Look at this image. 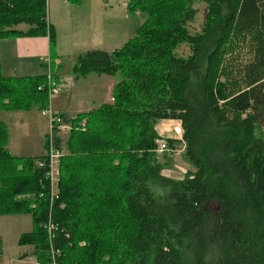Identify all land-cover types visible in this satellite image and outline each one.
Segmentation results:
<instances>
[{"label": "trees", "instance_id": "16d2710c", "mask_svg": "<svg viewBox=\"0 0 264 264\" xmlns=\"http://www.w3.org/2000/svg\"><path fill=\"white\" fill-rule=\"evenodd\" d=\"M200 1L203 24L190 34L191 0H127L126 43L73 61L76 77L117 81L111 103L62 116L73 127L56 138L65 154L50 243L44 154L11 156L0 122V216L31 217L18 245L31 246L38 263L50 245L56 264H264V0ZM6 37H48L51 47L46 1L0 0ZM182 44L187 58L176 55ZM48 102L46 76L0 72V112ZM158 121L182 128L181 156L193 171L180 180L161 173L159 140L180 143L161 138Z\"/></svg>", "mask_w": 264, "mask_h": 264}, {"label": "rangeland", "instance_id": "374dc122", "mask_svg": "<svg viewBox=\"0 0 264 264\" xmlns=\"http://www.w3.org/2000/svg\"><path fill=\"white\" fill-rule=\"evenodd\" d=\"M205 5L200 0H191V9L195 10V16L192 23L188 24V30L190 34H196L200 32L203 24V12ZM47 14V9H46ZM137 20V19H136ZM140 24L141 20H137ZM19 38L24 37H6L0 39V72L2 76H15L20 75L21 69L25 65L32 67L34 65V75L47 76L48 66L46 60L49 59V73L54 81L61 83V92L49 97L48 106L46 109L50 108L51 112L55 115L61 110L57 104L60 103L61 106L67 104L70 101L68 94L74 88V83L78 82L75 91V97L80 99L81 91L86 92L82 89L85 84V80L82 77L74 76L70 69L73 64L71 61L67 60V55L60 56L55 51V43L50 47L51 52L48 54L46 51L43 54H38V51L25 54L23 53L24 48L22 45L17 46L16 40H21ZM29 40H35L34 37H28ZM65 38L59 37V47L65 49L64 47ZM55 42V40H53ZM34 42V41H31ZM21 44V43H20ZM33 50V49H31ZM22 52V53H21ZM176 55L182 58H187L190 54V49L188 45L182 44L176 48ZM39 58L45 60L44 63L39 61ZM59 77V78H55ZM47 83V81H46ZM47 86V85H46ZM73 86V87H72ZM93 86V85H92ZM72 87V88H71ZM95 89L92 93H95ZM48 93V92H47ZM102 99L103 93H98V96ZM88 102V101H86ZM90 102V101H89ZM53 105V107H52ZM74 103L68 108L69 113L75 111ZM0 122L4 123L7 128V150L9 154L13 157H33L40 154L46 153V148L43 146L45 141L48 140V126L47 118L42 117L39 110L36 107L32 108L28 112H13L5 113L0 112ZM172 122V121H171ZM174 124L168 123V121H158L155 124V130L161 138H167L170 134L168 131ZM67 132H61L57 136L62 140V142L67 138ZM264 138V136H263ZM162 139L159 140V142ZM63 148V144L61 145ZM181 146L177 145L176 150L173 154L161 153L162 162L167 163L163 167L162 175L172 180H180L186 172L193 171V168L184 162L181 156ZM29 215H19V216H8L4 219H0V264H35V259L33 254L31 255L33 248L31 246L22 247L17 245L19 236L23 233H29L33 229V224ZM17 227L19 229L17 230ZM48 239V238H47ZM50 247V245H49ZM48 249V253H49ZM25 256L23 263L12 262L8 263V257L12 259L22 258ZM48 260L44 264L49 263ZM19 260V259H18Z\"/></svg>", "mask_w": 264, "mask_h": 264}, {"label": "crops", "instance_id": "0c3cea01", "mask_svg": "<svg viewBox=\"0 0 264 264\" xmlns=\"http://www.w3.org/2000/svg\"><path fill=\"white\" fill-rule=\"evenodd\" d=\"M126 6L127 0H47V24L50 26L51 34L55 40V51L60 54V56L67 55V60L72 63L77 57L83 56L89 51L98 50L112 52L121 48L130 38L129 14ZM25 29H27V26L25 25L19 26L18 28V30ZM60 36L65 38V49L59 47ZM33 39L35 40H29L28 37H24L21 40H16L17 46L22 45L24 48L23 53L25 54L32 53L34 51H38V54H43L47 51L48 54H50L51 49L48 37H34ZM34 70V65L32 67L25 65L21 69V73L18 77H8H36L37 75H34L33 73L35 72ZM54 77L56 79L59 78L56 76ZM82 79L85 80V84L82 86V89L86 92L81 91L80 99L75 97V87L78 85V82H75L74 88L69 91L68 94L70 101L63 106H61L60 103L57 104V106L61 109L56 112L59 116H65L73 119L79 114H85L102 104L112 102L111 93L113 86L117 81L116 78L106 75H89L82 77ZM93 89H95V93H92ZM99 92L104 94L102 99H99L101 97V95L98 96ZM73 103L76 109L73 113H69L68 108ZM172 122L168 121V123ZM181 144L183 145V143H180V145ZM183 148L184 147L181 146V152ZM175 150L176 148L174 149V152ZM43 154L44 151L40 155ZM6 217L8 216H0V219H4ZM18 229L19 227H17V230ZM32 252L33 253H31V255L33 254L35 264H40L37 262L33 250ZM25 256L29 255H23L22 258H18L19 260L12 259V257L9 256L7 260L8 263H23L24 260L22 259H24Z\"/></svg>", "mask_w": 264, "mask_h": 264}, {"label": "built area", "instance_id": "2783aa9c", "mask_svg": "<svg viewBox=\"0 0 264 264\" xmlns=\"http://www.w3.org/2000/svg\"><path fill=\"white\" fill-rule=\"evenodd\" d=\"M47 1V0H45ZM40 62L44 63L45 60L40 58ZM47 66H48V74L46 76V85H47V92H48V98L52 95H56L61 92V83L58 81H54L49 73V59L46 60ZM42 89L39 88V90ZM42 116L47 118L48 121V140H47V146H46V153L44 154V159L42 161H39L37 163L38 168H42L45 172L46 177V185H47V193H48V199H49V212L47 214L46 221L44 222L43 229L46 232L48 242L50 243L51 239L53 238L54 229L55 226L52 223V206L54 201L58 198V185H59V163L60 159L64 156L65 152L62 148L61 144H56V138H59L57 134L61 132H67L68 134L73 127L72 123L66 119H64L62 116L55 115L53 112H51L50 108L45 109L41 111ZM174 122V121H173ZM78 129L84 131L85 130V122H79ZM170 135L169 138L179 142L183 143L182 141V135L183 131L180 126L179 122H174V124L171 126V128L168 130ZM157 153H167V154H173L174 148L169 147L165 140L162 139L158 143ZM49 263L48 264H56V257H57V250H54L51 246L49 247Z\"/></svg>", "mask_w": 264, "mask_h": 264}]
</instances>
